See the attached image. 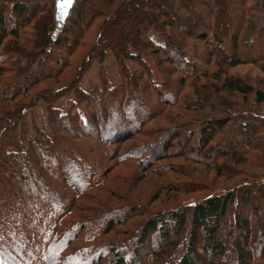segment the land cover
I'll return each mask as SVG.
<instances>
[{"label": "trees", "instance_id": "1", "mask_svg": "<svg viewBox=\"0 0 264 264\" xmlns=\"http://www.w3.org/2000/svg\"><path fill=\"white\" fill-rule=\"evenodd\" d=\"M160 1L75 0L54 34L53 0H0V264H144L148 253V264H165L166 258L168 264H220L229 243L234 264H264V168L242 175L224 194L196 202L189 213L176 208L136 225L128 222L146 211L125 214L130 208L116 209L111 201L110 187L128 174L157 170L166 184L172 180L159 163L177 145L192 146L197 156L191 159L226 180L264 153V117L258 115L264 103V22H251L247 6L259 1L224 0L225 16L218 0ZM151 30L163 36V44L151 41ZM189 46L205 69L188 59ZM107 49L120 77L114 86L103 65ZM142 54L161 83L153 81ZM126 59L139 66L136 76ZM93 62L100 86L82 89ZM245 64L262 67L263 77L232 72ZM71 69V79L51 86ZM70 91L75 99L68 111L50 106ZM39 100L48 103L52 137L25 118L24 109ZM83 103L85 117L73 111ZM172 107L175 116L162 114ZM238 121L240 127L230 131ZM165 122L175 131L164 134L171 130L163 132ZM186 126L195 128L188 134ZM113 138L115 148L132 143L115 150L109 147ZM161 142L166 155L154 153ZM145 151L140 160L137 154ZM177 156L188 157L184 151ZM192 186L205 188L191 185L187 191ZM232 208L229 239L222 233ZM127 223L132 230L117 228ZM113 229L121 236L108 237Z\"/></svg>", "mask_w": 264, "mask_h": 264}, {"label": "rangeland", "instance_id": "2", "mask_svg": "<svg viewBox=\"0 0 264 264\" xmlns=\"http://www.w3.org/2000/svg\"><path fill=\"white\" fill-rule=\"evenodd\" d=\"M104 5L107 4V0H100ZM159 3H161L160 0H157ZM259 3L255 4L253 1L248 2L247 6L250 8L249 11V17L251 22H253L256 25H259L261 23L264 22V0H258ZM52 3V2H51ZM219 3V10L220 13L225 16L226 13V8L224 9V0H218ZM232 3H237L236 0H232ZM149 4H147L145 6V8L148 10ZM234 5V4H233ZM225 10V11H224ZM231 19V18H230ZM55 24V23H54ZM76 31L75 29L73 30V32ZM58 33V32H57ZM54 33V34H57ZM53 35L52 33H49V36ZM56 36V35H55ZM149 37L151 38V41L153 43H158V44H163L164 40H163V36L156 30H151L149 32ZM43 41V40H41ZM142 46L144 48L149 47L150 45L148 43H143L142 42ZM187 51V57L190 61H195V63L199 66V68L201 70L205 69L206 65L202 62L203 59L201 58H196L194 56V48L192 46H189L186 48ZM142 57L144 59H146L148 61V63L151 66L152 69V77H153V81L155 83H161L162 79L156 69V67L154 66L152 60L147 57L145 54H142ZM93 63H95L93 65ZM90 69L84 74V78L82 79V82L80 83V87L82 89H88L94 86H100L101 80L98 74V63L97 62H93ZM125 66L127 67V69L129 70L130 74L132 77L136 76L139 72H140V68L139 66L129 60L126 59L124 61ZM104 69L106 71V78L109 82V84L111 86L116 85L119 80V72H118V68H117V64L115 61V57L114 54L112 52V50L107 49L106 50V56H105V60H104ZM262 67L259 68L251 65V64H245L243 66L238 67L237 69H234L232 72H236L239 73L240 76L244 77L247 75H251L253 77H263V72H261ZM73 70H67V74L65 76V78L61 81V82H54L51 84V86L56 87L58 85L63 84L65 82H67L69 79H71V75L73 74ZM52 82V81H51ZM50 82V83H51ZM58 83V84H57ZM39 88V86L37 87ZM37 88L35 89V91L37 90ZM73 91H70L68 93H66L64 96L58 98L57 100H55L54 102L51 103L50 106L52 107H56L58 109H60V111L62 112H66L70 109L71 104L74 102L73 98H74V93H73V97L72 94ZM171 92L169 93V96ZM186 94H189L188 92H186ZM75 99V98H74ZM193 100V98H190V101ZM158 101L156 98L154 99V102ZM236 101H240V98H237ZM253 102V101H252ZM15 104H18V102H15ZM47 107H48V103L39 100L33 107L24 109L25 111V118L27 120V123L29 125V127L31 126L32 121L35 122V124L39 127V129L41 131H43L45 134H47L48 136L52 137V130L50 128V125L48 123V118H47ZM78 107V108H77ZM73 111L74 112H80L81 110V114L83 117L86 116V110H85V104H80L79 106H77ZM80 109V110H78ZM259 111L258 115L261 117H264V103L259 105ZM171 114L173 116H175V114H177V109L172 107L169 109H166L165 111H162V114ZM249 116H253L252 112H249ZM180 118H182L180 116ZM240 121V120H239ZM231 123L234 125L229 127V130L231 131L232 129L235 128H239L240 127V123ZM187 122V120H186ZM161 123H164L161 121ZM166 125L163 129V132L165 129L167 128H171V130H166L164 132V134H166L167 132L170 131H175V128L173 129V125H170L169 122H165ZM251 123H255V121H251ZM194 125H196V123H194ZM192 128H195L194 126H186L184 129L188 132V134H190L191 132H189L190 130H192ZM173 129V130H172ZM31 133L33 134V131L31 130ZM159 136V135H158ZM114 138L111 140L112 144L109 145L110 148H115L113 141ZM146 141H150V139H147ZM132 143V139L126 143H123L122 145L119 144H115L117 148H115V150H117L119 148V146H123L124 144H130ZM238 142H236L237 144ZM146 144V143H144ZM163 145L164 143L161 142L157 147H155V152L154 153H165L164 149H163ZM177 145V144H176ZM235 145V144H234ZM234 145H232V148L234 147ZM239 145V144H237ZM181 145H177L172 149V153L174 154L173 156H169L168 158H166V160H161L159 164L164 165L166 167V169L170 170V172L168 173V175L171 176L172 180H167L168 183L166 184L162 179H161V174H159V172L156 170L154 171L155 173L151 172L150 174H142V175H138L137 173L134 174H128L127 178L125 180H123L121 183H117L116 186H112L111 188V201L113 202V205H115L116 209H125V208H130L129 210L125 211V214H128L129 212H133V209L136 210V212L139 211H146L147 213L145 215H135L133 216V218L130 220V222L128 223H133V224H138L140 223L143 219L144 221L147 219L146 217L148 216H154V215H166L168 214L170 211H172L173 209L176 208H180V209H184L186 210L187 213L190 212V208L193 204H195L198 201H201L203 198L209 196V195H222L225 192V189H232L233 186H235L234 184L236 183V181L238 179H241L242 175L251 177V175H255V174H259L262 172V168L263 165L260 164H264V153H259L258 152V157L256 159H247V163L246 165H239L237 166V168H242V171L240 173V175L236 174L232 177H229L228 180H226V178L223 176L221 178H215V171L208 169V167L204 166L203 164L197 161H194L193 159H191L190 156H197L196 152L194 151V149L192 148V146H188L187 148H182ZM236 150H240L239 146H235ZM154 150V148H153ZM230 150V149H229ZM184 151L186 155H188V157H178L177 155L181 154V152ZM149 151H145V153H139L137 154V157L142 160L141 158H144L145 155L148 154ZM177 152V153H176ZM166 155V154H164ZM199 158V157H198ZM148 160V159H146ZM150 162V161H149ZM159 164H157L156 166L159 167ZM141 166L145 165L144 161H141ZM235 167L234 165L231 166L229 165V169H234L232 168ZM162 167H159L157 169H161ZM238 170V169H237ZM57 172V171H56ZM168 172V171H167ZM243 173V174H242ZM247 177V178H248ZM250 180V179H249ZM170 181V182H169ZM172 184V187H169V185ZM201 184L202 186H204L205 188L203 189L202 187L200 188H194L192 186V189H190V191H187V187L191 186V185H199ZM207 190V191H206ZM256 206V202L253 201L250 204L251 209L254 210ZM133 208V209H131ZM122 213L117 214V217H121ZM233 208L230 210L229 212V221H227L225 223L226 227L224 226V234L222 233V236H224L225 238L229 237V239L232 237V229L234 228V224L232 222V216H233ZM113 219V218H111ZM107 219H105L106 221ZM127 223V224H128ZM108 226V222L105 223ZM115 224V223H113ZM255 224V220H253V225ZM118 229H123L127 232V230H132L133 227L128 225H124L123 227H119L117 226ZM140 230V226L135 229L133 232L137 235L138 232ZM223 232V231H222ZM231 234V235H230ZM108 237H119L121 236L120 232H116L115 229L112 230V232H110L109 234H107ZM186 237V233H183V237ZM134 238V237H133ZM149 246H153L152 244H150ZM182 246V245H181ZM228 246V250L226 252V255L221 257V262L220 264H234L235 262V258H234V250L232 245L229 243ZM155 247V245H154ZM153 247V248H154ZM152 248V247H149ZM255 251V250H253ZM173 253V252H172ZM149 254V253H148ZM144 255L145 259L143 261L146 262L144 264H148L147 258L149 257V255ZM172 255H175V253H173ZM156 259V258H155ZM154 259V260H155ZM229 259V261H228ZM176 260V257H175ZM228 261V262H227ZM164 263L168 264V259H164ZM175 263V261H173V264Z\"/></svg>", "mask_w": 264, "mask_h": 264}, {"label": "water", "instance_id": "3", "mask_svg": "<svg viewBox=\"0 0 264 264\" xmlns=\"http://www.w3.org/2000/svg\"><path fill=\"white\" fill-rule=\"evenodd\" d=\"M75 0H71L70 4L63 3V0H53V16L55 21V33L62 29L69 17L74 6Z\"/></svg>", "mask_w": 264, "mask_h": 264}, {"label": "crops", "instance_id": "4", "mask_svg": "<svg viewBox=\"0 0 264 264\" xmlns=\"http://www.w3.org/2000/svg\"><path fill=\"white\" fill-rule=\"evenodd\" d=\"M105 56H106V54H105ZM95 63H93V65H94ZM93 65H92V67H93ZM84 78V77H83ZM82 78V79H83ZM82 79H81V81H80V83L82 82ZM80 83H79V85H80ZM72 95V97H73V93L71 94ZM73 100H74V98H73ZM78 108V107H77ZM78 110H80V109H78ZM80 112H81V110H80ZM80 112H78V113H80ZM82 113V112H81ZM80 113V115L82 116V114Z\"/></svg>", "mask_w": 264, "mask_h": 264}, {"label": "snow or ice", "instance_id": "5", "mask_svg": "<svg viewBox=\"0 0 264 264\" xmlns=\"http://www.w3.org/2000/svg\"><path fill=\"white\" fill-rule=\"evenodd\" d=\"M63 3L70 4L71 3V0H63Z\"/></svg>", "mask_w": 264, "mask_h": 264}]
</instances>
